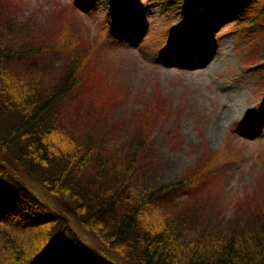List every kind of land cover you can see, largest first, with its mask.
Here are the masks:
<instances>
[{"label": "trees", "instance_id": "trees-1", "mask_svg": "<svg viewBox=\"0 0 264 264\" xmlns=\"http://www.w3.org/2000/svg\"><path fill=\"white\" fill-rule=\"evenodd\" d=\"M17 1L0 0V264H264V184L254 180L263 196L245 187L224 217L215 153L180 180L140 193L156 165L149 137L162 107L150 98L133 123L123 122L112 113L121 98L106 88L113 102L104 103L103 87L92 89L96 56L78 18L93 12L90 0L29 12ZM127 8L114 0L109 15ZM236 24L257 54L264 0L244 1ZM54 51L58 59L48 61Z\"/></svg>", "mask_w": 264, "mask_h": 264}, {"label": "rangeland", "instance_id": "rangeland-1", "mask_svg": "<svg viewBox=\"0 0 264 264\" xmlns=\"http://www.w3.org/2000/svg\"><path fill=\"white\" fill-rule=\"evenodd\" d=\"M113 1L90 0L93 13L79 11L78 18L96 56L92 89L100 92L103 87L98 95L104 103L113 102L106 88L121 98L113 103V118L133 123L150 98L162 107L149 137L156 165L138 191L180 180L202 164V158L213 159L216 153L212 163L219 166L225 183L220 192L225 196L216 203L229 218L235 196L243 195L245 187L247 195L263 196L254 180L264 184V92L258 81L264 34L254 36L257 54L241 42V25L234 21L246 0H227L223 5L209 0L213 7L203 13L185 11L187 0H174L170 8L169 0H126L128 8L111 14L107 31L104 19ZM17 5L29 12L70 8L72 3L20 0ZM46 59L57 60L58 54L51 52ZM243 122L248 123L237 129ZM0 161L6 163L3 157Z\"/></svg>", "mask_w": 264, "mask_h": 264}, {"label": "bare ground", "instance_id": "bare-ground-1", "mask_svg": "<svg viewBox=\"0 0 264 264\" xmlns=\"http://www.w3.org/2000/svg\"><path fill=\"white\" fill-rule=\"evenodd\" d=\"M230 114V112H227V113H225V116H228Z\"/></svg>", "mask_w": 264, "mask_h": 264}]
</instances>
